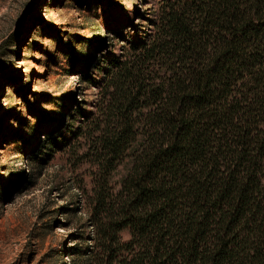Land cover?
<instances>
[{
    "label": "trees",
    "instance_id": "obj_1",
    "mask_svg": "<svg viewBox=\"0 0 264 264\" xmlns=\"http://www.w3.org/2000/svg\"><path fill=\"white\" fill-rule=\"evenodd\" d=\"M149 4L103 21L116 49L69 58L93 98L41 116L24 152L87 167L84 264H264V0Z\"/></svg>",
    "mask_w": 264,
    "mask_h": 264
},
{
    "label": "rangeland",
    "instance_id": "obj_2",
    "mask_svg": "<svg viewBox=\"0 0 264 264\" xmlns=\"http://www.w3.org/2000/svg\"><path fill=\"white\" fill-rule=\"evenodd\" d=\"M149 8V0H0V264H84L69 248L85 245L74 184L87 167L70 175L59 154L36 165L24 141L34 139L41 116L62 123L65 99L77 108L91 102L94 88L69 58L85 65L92 44L97 53L118 47L121 34L103 21ZM131 165L126 159L112 174L116 189Z\"/></svg>",
    "mask_w": 264,
    "mask_h": 264
}]
</instances>
